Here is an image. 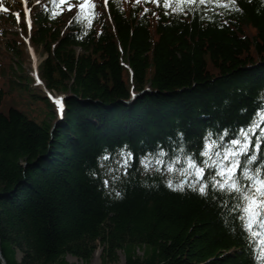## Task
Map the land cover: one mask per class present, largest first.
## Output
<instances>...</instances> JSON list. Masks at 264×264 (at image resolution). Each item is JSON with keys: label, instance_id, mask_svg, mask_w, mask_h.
Here are the masks:
<instances>
[{"label": "trees", "instance_id": "trees-1", "mask_svg": "<svg viewBox=\"0 0 264 264\" xmlns=\"http://www.w3.org/2000/svg\"><path fill=\"white\" fill-rule=\"evenodd\" d=\"M82 2L30 1V32L22 4L20 23L0 13L44 57V88L64 99L60 117L32 88L24 38L0 33V264H90L98 249L103 264L121 251L124 264H264L235 201L211 187L215 169L208 195L184 174L188 156L202 164L200 153L232 147L241 129L264 168V0L183 11L89 0L91 18ZM23 95L41 121L21 108Z\"/></svg>", "mask_w": 264, "mask_h": 264}, {"label": "snow or ice", "instance_id": "snow-or-ice-1", "mask_svg": "<svg viewBox=\"0 0 264 264\" xmlns=\"http://www.w3.org/2000/svg\"><path fill=\"white\" fill-rule=\"evenodd\" d=\"M54 3L68 4V0H53ZM107 3V0H105ZM137 3L140 0H136ZM152 2L160 5L163 3L165 8H172L173 5L181 6L180 10L183 11L182 5L189 4L195 5L197 3L201 5L214 4L221 7H232L235 4V0H152ZM75 5L68 4V10H71ZM85 6L90 9V16L95 15L94 4L89 3V0H83L79 5L81 13H83ZM19 18V14L17 13ZM30 24V18H29ZM57 105L63 111V105L61 99H56ZM264 122V111L258 113ZM252 127H256L255 122L252 123ZM241 139H232L229 143L232 145L230 148H222L220 151L214 152L209 155L208 151L200 153L205 157L203 163H198L195 156L187 157V171L186 175L195 174L197 179L192 184L193 190L198 191L201 195L209 194V184L205 179L206 169L214 168L215 173L212 176L211 187L220 193L228 195L235 201L233 204V210L239 213L238 219L241 221V226L246 233L249 234V238H257L260 246H264V168L254 167V156H248L247 150L251 146L252 141L249 140V131L241 129ZM215 141L211 144H206V149H211ZM217 147H220L217 145ZM163 154V153H162ZM131 156V153H128ZM245 156L248 159V166L243 167V171L240 162V157ZM215 157V159L213 158ZM158 163H163L161 160H157ZM127 161H125V168ZM169 170L175 171V165L170 163L168 165ZM183 171V170H182ZM107 183V181H105ZM168 186L173 187L172 181H168ZM176 188L183 190V184L176 185ZM261 257L264 259V247L260 248Z\"/></svg>", "mask_w": 264, "mask_h": 264}, {"label": "rangeland", "instance_id": "rangeland-1", "mask_svg": "<svg viewBox=\"0 0 264 264\" xmlns=\"http://www.w3.org/2000/svg\"><path fill=\"white\" fill-rule=\"evenodd\" d=\"M30 1H33V3L35 4L39 0H0V11H4L7 13L11 12V13H13V15H16L18 13L20 4L25 3V5L27 6V2H28V4H30ZM24 23H27L26 27H27V30H29L30 29L29 19H28V21H25ZM3 31L7 33V37L12 36L11 35L12 33H19L22 36V38H24V40H25V36L23 35V32L20 30V28L15 27L13 24H10L9 22L0 21V33H2ZM2 34H0V53H1V50L4 49L2 39H4L5 37L1 36ZM28 40H29V38H27V40H25V42L27 44L25 46V50H26L27 54H26V59H25V63H24V68H25V71L28 74H30L32 77H34V79L36 80V77H35L36 70L34 68V64H35V62H37L38 67H39L40 64L42 63V61L44 60V57L40 56L39 54H36L34 52V48H32V46ZM0 57H2V56H0ZM38 67H37V69H38ZM32 88L34 90H37V91L44 90V86L40 85L37 80H36V83L34 82V84H32ZM19 99H20V103H21V108L28 113L29 117L34 118V119H38V121H41L43 119V116H41L42 111L40 109L36 108V106L34 104H31L29 102L30 100L27 99L26 96L23 95ZM59 112H61V110H59ZM67 260L69 262H72V263L79 262V260L77 258H74L72 256H67ZM124 262H125V255L121 251V252H119V262L115 263V264H124ZM90 264H103L102 249H98L94 253V255L90 261Z\"/></svg>", "mask_w": 264, "mask_h": 264}, {"label": "bare ground", "instance_id": "bare-ground-1", "mask_svg": "<svg viewBox=\"0 0 264 264\" xmlns=\"http://www.w3.org/2000/svg\"><path fill=\"white\" fill-rule=\"evenodd\" d=\"M37 67H38V64H37V62H35V64H34L35 70L37 69Z\"/></svg>", "mask_w": 264, "mask_h": 264}, {"label": "water", "instance_id": "water-1", "mask_svg": "<svg viewBox=\"0 0 264 264\" xmlns=\"http://www.w3.org/2000/svg\"><path fill=\"white\" fill-rule=\"evenodd\" d=\"M148 91V90H147ZM135 96H137V95H135ZM62 99V98H61Z\"/></svg>", "mask_w": 264, "mask_h": 264}]
</instances>
